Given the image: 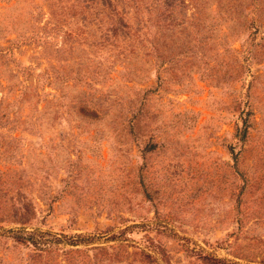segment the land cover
Returning <instances> with one entry per match:
<instances>
[{"label": "rangeland", "instance_id": "obj_1", "mask_svg": "<svg viewBox=\"0 0 264 264\" xmlns=\"http://www.w3.org/2000/svg\"><path fill=\"white\" fill-rule=\"evenodd\" d=\"M0 264H264V0H0Z\"/></svg>", "mask_w": 264, "mask_h": 264}, {"label": "trees", "instance_id": "obj_2", "mask_svg": "<svg viewBox=\"0 0 264 264\" xmlns=\"http://www.w3.org/2000/svg\"><path fill=\"white\" fill-rule=\"evenodd\" d=\"M246 129L247 126L245 128V131ZM245 131H243V134L245 133ZM11 232L15 240L22 244H33L35 247H43L47 242L44 238L37 237L35 233H26L20 230L11 231ZM67 243L75 246L81 243V241L71 238L70 240H67Z\"/></svg>", "mask_w": 264, "mask_h": 264}]
</instances>
